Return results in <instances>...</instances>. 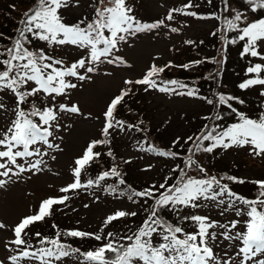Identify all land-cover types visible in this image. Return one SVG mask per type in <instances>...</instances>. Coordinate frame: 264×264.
I'll return each instance as SVG.
<instances>
[{
    "label": "snow or ice",
    "instance_id": "1",
    "mask_svg": "<svg viewBox=\"0 0 264 264\" xmlns=\"http://www.w3.org/2000/svg\"><path fill=\"white\" fill-rule=\"evenodd\" d=\"M205 2L212 11L201 14L194 10L200 3L186 0L151 22L139 19L129 0H87L88 12L74 22L65 19L63 10L81 7V0H31L18 20L11 16V11H19L17 5L9 4L7 15L15 28L0 31V189L25 174L30 178L49 170V160L63 151L59 133L70 127L63 124L66 117L91 118L78 103L61 100L69 101L74 90L97 75L111 77L104 66L131 68L120 53L140 34H179L187 24L178 17L216 21L210 35L219 40L221 57L229 46H238L240 58L246 60L238 89L256 90L264 98V0H241L239 5L234 0ZM183 43L198 48L204 42ZM67 49L76 50L78 58L66 59L61 53ZM156 59L139 78L124 79L102 116L95 117L100 121L98 136L74 158L70 182L59 188L60 195L44 198L14 224L0 221V264H264V178L213 174L205 163L217 150L230 149L264 161V103L252 117L237 106L245 105L244 99L217 90L223 58L183 64L169 60L164 65ZM206 62L220 67L190 82L164 77L173 68L190 71ZM200 79L216 84L210 95L201 94ZM139 91L199 100L209 110L196 131L160 147L149 139L143 119L137 116L132 123L119 117L121 108L132 113L127 98ZM227 117L233 122L227 123ZM137 133L141 136L130 135ZM117 137L132 139L135 151L143 154L139 159L146 155L167 162L157 179L139 188L128 183L122 166L132 159L117 157L112 147ZM105 158L110 161L107 167ZM93 166L100 170L85 178ZM154 170L153 163L141 169ZM245 184L253 186L251 195L233 189ZM96 190L131 207L107 214L95 231L61 228L54 221L49 235L32 231L69 208L70 193L85 191L95 202L100 199ZM70 241L92 243L83 248Z\"/></svg>",
    "mask_w": 264,
    "mask_h": 264
},
{
    "label": "rangeland",
    "instance_id": "2",
    "mask_svg": "<svg viewBox=\"0 0 264 264\" xmlns=\"http://www.w3.org/2000/svg\"><path fill=\"white\" fill-rule=\"evenodd\" d=\"M9 0H0V8H5ZM218 0H214L217 4ZM186 0H129L133 6L135 15L144 21H153L158 18H163L166 11L170 7L180 6ZM241 0H234V4L239 5ZM194 3H197L194 0ZM219 3V1H218ZM81 7H70L64 13L71 14L75 18H80L84 13L88 12L87 0H81ZM201 14L208 13L213 10L212 6L206 2L202 4L199 9H194ZM178 20L186 21L187 26L181 28L179 34H166V30H160V34L154 33L140 34L137 38L131 41L132 46H122L120 55L132 65L131 68H113L112 66H104L107 70L111 71V77H104L102 74L94 77L93 82H86L78 90H74L69 101L61 100V102L78 103L82 112L87 115L91 114V118L85 119L83 116H68L63 120V124L67 127L61 131L59 135L63 136L61 146L63 151L57 153L55 161L49 160V170L42 173L32 175L30 178L25 174L24 178L20 181L9 184L4 189H0V221L6 224H14L24 215L30 214L39 204L41 200L49 196L59 195V188L70 182V169L75 157L81 154L87 143L98 136L100 121L95 117L102 116L106 102L109 98L118 93L119 88L122 86L124 79L139 78L147 66L153 61V57H158L155 63L164 65L169 60L174 64H183L191 60L199 59V54H204L205 57L223 58L214 47L215 41H211L209 35L216 27L214 20H198L194 18L178 17ZM173 26H176L175 24ZM200 40L204 43L197 49L193 46H188L183 43L184 40ZM170 49H175L170 51ZM229 51L234 52L236 59L230 61L231 65L235 67H228V77L236 82H241L244 69L239 60L238 46H229ZM69 60L78 58V53L74 49H67L62 52ZM246 66V60H242ZM215 64L206 62L198 69L204 71L205 69L212 68ZM173 68L171 70H174ZM192 69H197L194 67ZM185 71L179 69L178 77L181 80L187 81L189 78L195 80L197 72L193 70ZM169 70V71H171ZM166 71L164 77L169 72ZM175 72L171 73L174 74ZM176 78V77H174ZM200 87L201 94L209 95L205 88V84ZM212 88L210 87L209 91ZM227 93V92H224ZM128 106H134L143 113V119L148 122L149 128L148 136L158 146L164 147L170 145L171 141L178 135H187L193 132L190 128L197 126L200 122V117L207 114L209 106L203 102L190 98L167 97L164 94L149 92L144 93L139 91L135 96L127 98ZM121 114L125 111L120 110ZM122 118V116H121ZM133 121V120H131ZM130 121V122H131ZM195 130V131H196ZM139 137L140 134H130ZM155 136L156 138H153ZM160 139V140H159ZM114 145L118 148L115 151L123 158H131L132 163L127 165V181L134 187L139 185L145 186L149 182L158 178V174L162 168H165L166 161L157 160L152 157L146 156L144 159H139L140 153L135 151L133 147V140L124 137H117ZM102 151V149H99ZM155 164V170L152 172H142L141 169L147 164ZM205 163L209 166L213 174L224 171L239 177H246L249 179L264 178V161L259 159L249 158L244 150L230 149L228 151L217 150V153L205 159ZM166 170V169H165ZM223 173V174H224ZM233 189L245 195H251L253 186L251 184L233 185ZM100 197L98 201L94 202V198L88 193L84 194V203H74L73 207L80 213L75 216L79 227L86 231H93L100 225L102 220L107 214H110L118 208L131 207L127 202L119 203L115 201L108 194H96ZM87 196V197H85ZM78 201V200H71ZM88 204V208L83 205ZM60 220L70 216L68 209L64 211H57ZM139 221V217L136 218ZM84 248L88 247L89 243L85 242ZM0 256L3 252L0 251ZM72 261H68L67 264Z\"/></svg>",
    "mask_w": 264,
    "mask_h": 264
},
{
    "label": "trees",
    "instance_id": "3",
    "mask_svg": "<svg viewBox=\"0 0 264 264\" xmlns=\"http://www.w3.org/2000/svg\"><path fill=\"white\" fill-rule=\"evenodd\" d=\"M218 1H219V0H218ZM218 1H217V4H219ZM203 2H205V0H200V1L197 2V3H200V6H201V5H202L201 3H203ZM11 3H15V4L17 5V8L19 9V11H11V10L8 8V5L11 4ZM29 4H30L29 2H24V3H23V0H9V1L7 2V5L4 6L5 8H0V31H4V32H6V33H11V32L13 31V29L15 28V21L12 20V19H10L9 16L7 15V13L11 11V16H12V17H15L16 20H18V19H19V16H20V12H22L23 10H25V9L29 6ZM64 17H65V19H66L67 21H70V22H74V21H76L77 19H79V18H75V17H73V15H71V14H67V13H64ZM214 30H215V29H214ZM209 38H210L211 41H215V42H216V44H214V47H215V49L217 50V53H219V52H218V49H219V47H220V42H219V40H218L217 38L213 37L212 35H209ZM200 41H201V40H200ZM200 47H201V45H200L197 49H199ZM198 54H199V59L205 57L204 54H202V53H198ZM224 55H225L227 58H226V60H224V64H223L222 71H221V75H220V77H219V80H220V87H219V89H217V90H218V91H222V92H227L228 94H232V95H238V96H240L242 99H244V100L246 101V103H245V105H242V106L237 105V106L240 107L241 110L246 111L250 116H252V117L257 116L258 113H259V110H260V108H259L260 104H261V103H264V98H261V97L257 94V91H256V90H248L247 92H242L241 90L238 89V87H237L238 82H236V81H234V80H231V79L228 77L229 69L226 68V65H227L228 67H235V65H231V64H230V61H231L232 59H234V58L236 59V56L234 55V52L229 51V50H227L226 53H224ZM65 58H67V57L65 56ZM209 58H210V57H209ZM239 62H240V65H241V66H239V67H241L240 69H241V70H242V69H245V67H246V66H245V63H244L242 60H239ZM214 64H215V63H214ZM200 66H201V65H200ZM200 66H199V67H200ZM219 67H220L219 65L215 64L212 68L205 69V70L202 71V72L200 71V69H198V67H197V69H192L195 73L197 72V77L195 78V80H196L198 77H203L204 75H206V74L209 73V72H215ZM177 71H179V69H174V70L169 71V72L166 74L165 78H174V77H176V78L179 79V77L177 76V75H178V72H177ZM173 72H175V73H174V74H171V73H173ZM237 74L241 77V80L245 78V77H244V74H243V76L240 75L239 73H237ZM186 80L189 82V80H191V79L187 78ZM200 82H201L202 84H205V88H206V90L208 91V94H209V95L211 94V91H209L210 87H211L212 89H213V88H216V84L213 83V82H210V81H207V80H203V79H200V80L198 81V83H200ZM128 107H129V106H128ZM129 108L132 109V113H129L125 108H121L123 111L126 112L125 114H120V115L122 116L123 119L128 120L129 122H130L131 120H133V123L136 122V120H137V116H138L139 119H143V113L140 112V111L138 110V108H135L134 106H131V107H129ZM143 120H144V119H143ZM144 121H145V120H144ZM226 121H227V123H231V122H233V118H232V117H227V118H226ZM203 123H204V121H202V120L200 119V122H199V124H198V126H197V129H198ZM147 124H148V122L145 121V125H146V126H147ZM190 130L195 131L196 129H195V127H193V128L191 127ZM140 136H141V134H140ZM148 137H149V139H150L151 141H153V140L151 139L150 136H148ZM153 138H156V137L153 136ZM156 139H157V138H156ZM159 140H160V139H159ZM153 142H154V141H153ZM154 143L158 146V143H157V142H154ZM165 147H167V146H165ZM249 158H251V157L249 156ZM105 166H106V163H105V161H104V167H105ZM122 167H123V170H124V171H126V172L128 171L127 168H124V166H122ZM99 170H100V169H99L97 166H93L92 168L88 169V171H87L85 177H87V176H94V175H96V173H97ZM221 173H222V171L220 172V174H221ZM222 174H223V173H222ZM126 179H128L127 176H126ZM109 182H111V181H109ZM135 187L139 188L140 186H139V185H136ZM173 219H174V218H173ZM117 227H119V225H117Z\"/></svg>",
    "mask_w": 264,
    "mask_h": 264
}]
</instances>
